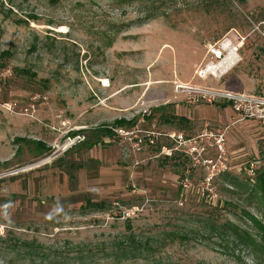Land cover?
<instances>
[{"label":"rangeland","instance_id":"374dc122","mask_svg":"<svg viewBox=\"0 0 264 264\" xmlns=\"http://www.w3.org/2000/svg\"><path fill=\"white\" fill-rule=\"evenodd\" d=\"M263 31L264 0H0V238L66 264H113L103 253L130 235L154 253L121 264H264L244 216L264 225V205L223 190L225 177L257 184L262 171L244 169L264 129L196 92L264 97ZM223 42L242 43L236 62L201 79ZM119 119L113 136L94 133ZM169 135L186 143L166 156ZM87 136L103 139L88 148ZM209 215L256 246L218 240Z\"/></svg>","mask_w":264,"mask_h":264},{"label":"trees","instance_id":"16d2710c","mask_svg":"<svg viewBox=\"0 0 264 264\" xmlns=\"http://www.w3.org/2000/svg\"><path fill=\"white\" fill-rule=\"evenodd\" d=\"M126 1L131 3L137 2L138 0ZM153 18V15L146 16V20H150ZM6 55L7 54L2 53L0 57L4 58ZM14 73L17 76H28L29 74L19 69H15ZM179 120L183 121L184 119L181 118ZM127 125H129V123H127L124 119H119L112 125L101 127L100 129H95L94 133L100 134L99 136L103 137H111L113 136V130H116L118 128H125V126ZM103 137H97L96 140L94 139V141H92L93 137L87 136L82 143L84 146L92 148L102 142ZM258 176L259 177L257 178V184L253 185L252 188L250 185L240 183L235 177H225L224 180L228 185L224 186H227L228 188L224 187L223 190L226 193L232 195H251V197L255 196V200L259 199V201L264 205V172H260V175ZM86 207L99 211H103L105 209L104 205H92V203L89 202L86 203ZM244 214L251 225L258 229V243L264 246V225L260 224L256 218L252 217L250 213ZM201 224L205 228V230H209V233L214 234L215 237L218 238V240L224 241L225 237L234 236L239 244L245 245V242H251L256 246V237L251 238L245 233L241 231L239 232L233 225H230L229 223L220 225V222L216 218L214 219L211 215H209L203 222H201ZM168 237H170L171 241L187 239L186 235H178L177 233H170ZM153 253L154 251L151 247L150 241L136 240L130 235L122 242L118 243L115 246L114 251L103 253V256L105 258L114 260L115 264L116 262L121 264L122 262L124 263L125 261L131 259L134 260L142 258L146 255H153ZM76 259H78L80 262H84L85 257L77 255ZM67 260L68 259L66 256H57L56 253H51L49 250H45L40 245H34L30 242L17 241L14 238L9 237L5 239L0 238V264H66Z\"/></svg>","mask_w":264,"mask_h":264},{"label":"built area","instance_id":"2783aa9c","mask_svg":"<svg viewBox=\"0 0 264 264\" xmlns=\"http://www.w3.org/2000/svg\"><path fill=\"white\" fill-rule=\"evenodd\" d=\"M262 40L264 41V31L262 32ZM242 46V43H236L230 46L229 43L223 42L218 45L212 46L208 49V56L210 58V62L205 66L204 71L206 73L212 72L213 69L217 68L220 64L224 63L227 60H231V57H235L238 55L239 49ZM209 69H212L211 71ZM205 74L203 77L204 78ZM199 77V76H198ZM196 92L204 93L209 96V99L212 101H221L225 102L227 106H230L232 111L235 113V116L238 118V122L254 120L260 124V126L264 129V97H253L246 95H238L230 92H221V91H201L196 90ZM209 100V101H211ZM121 132V131H119ZM137 137L135 135H131V141L135 140ZM168 138L172 140L175 144L174 149H164L162 153L166 156H171L172 152L175 150H179L186 141L181 135H169ZM264 139V137H263ZM217 148L222 149V137L217 139ZM135 142V141H134ZM141 142V140H139ZM69 144H72L71 141ZM137 147L138 144L136 143ZM139 150V149H138ZM211 164V163H210ZM211 173L217 172V166L210 165ZM264 172V148H261L259 151L258 158L254 159L252 162L246 165L244 172L248 180H251L258 172ZM187 180L183 181V187H186ZM215 195L211 194L210 198H214ZM213 200V199H212ZM215 200V199H214Z\"/></svg>","mask_w":264,"mask_h":264},{"label":"bare ground","instance_id":"6f19581e","mask_svg":"<svg viewBox=\"0 0 264 264\" xmlns=\"http://www.w3.org/2000/svg\"><path fill=\"white\" fill-rule=\"evenodd\" d=\"M232 60H235V62H236L235 57H233ZM232 60H227V61H225L224 63L220 64L218 68H220V67L222 68V67H224V66L226 67V65H227L228 63H230ZM218 68H215V69H213V70H212V69H209V70H210V71L212 70V71H215V72H216V70H218ZM203 74H205V72H201V76H202ZM214 74H215L214 72H211V75H214ZM212 77H213V76H212ZM201 79H202V78H201ZM178 88H179V89H186V88L183 87V86H182V87H178Z\"/></svg>","mask_w":264,"mask_h":264}]
</instances>
